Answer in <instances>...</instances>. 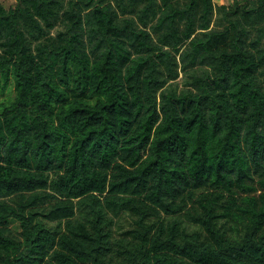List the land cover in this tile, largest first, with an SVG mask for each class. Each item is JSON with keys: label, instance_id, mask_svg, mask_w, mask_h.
I'll return each mask as SVG.
<instances>
[{"label": "trees", "instance_id": "16d2710c", "mask_svg": "<svg viewBox=\"0 0 264 264\" xmlns=\"http://www.w3.org/2000/svg\"><path fill=\"white\" fill-rule=\"evenodd\" d=\"M0 4V264H264V0Z\"/></svg>", "mask_w": 264, "mask_h": 264}, {"label": "rangeland", "instance_id": "374dc122", "mask_svg": "<svg viewBox=\"0 0 264 264\" xmlns=\"http://www.w3.org/2000/svg\"><path fill=\"white\" fill-rule=\"evenodd\" d=\"M234 0H214V3L219 2L224 5H229L233 2ZM15 0H0V4L4 5L6 8L11 7L15 4Z\"/></svg>", "mask_w": 264, "mask_h": 264}, {"label": "crops", "instance_id": "0c3cea01", "mask_svg": "<svg viewBox=\"0 0 264 264\" xmlns=\"http://www.w3.org/2000/svg\"><path fill=\"white\" fill-rule=\"evenodd\" d=\"M215 4H217V5H224V4H222V3H219V2H216Z\"/></svg>", "mask_w": 264, "mask_h": 264}]
</instances>
